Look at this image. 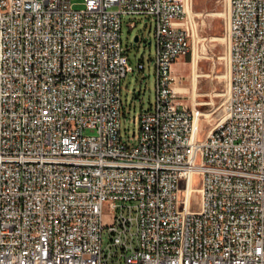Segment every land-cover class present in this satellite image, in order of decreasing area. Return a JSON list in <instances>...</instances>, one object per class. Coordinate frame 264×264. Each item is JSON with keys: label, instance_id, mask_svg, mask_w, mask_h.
I'll use <instances>...</instances> for the list:
<instances>
[{"label": "built area", "instance_id": "2783aa9c", "mask_svg": "<svg viewBox=\"0 0 264 264\" xmlns=\"http://www.w3.org/2000/svg\"><path fill=\"white\" fill-rule=\"evenodd\" d=\"M188 2L0 9V264H264V0H229L230 106L203 138L172 70L191 50ZM123 14L156 23L135 142Z\"/></svg>", "mask_w": 264, "mask_h": 264}, {"label": "rangeland", "instance_id": "374dc122", "mask_svg": "<svg viewBox=\"0 0 264 264\" xmlns=\"http://www.w3.org/2000/svg\"><path fill=\"white\" fill-rule=\"evenodd\" d=\"M75 7H82L83 0H73ZM195 13L183 19L190 32L191 50L180 57L172 67L176 77L174 84L180 99L194 110L197 106L209 116H200L201 138L215 126L227 112L225 93L228 79V61L230 46L226 39L225 20L228 16V0H192ZM132 25V26H130ZM155 20L152 16L142 14L122 15L121 39L129 56V63L135 68L122 82L123 109L120 119L121 135L126 141L135 142L139 130V115L151 108L155 102L156 75L154 57ZM139 40H135V36ZM199 53L196 66L193 57ZM144 63L143 70L138 64ZM199 74V75H198ZM193 90L202 93L193 100ZM229 105V104H228ZM107 221L110 216L106 214Z\"/></svg>", "mask_w": 264, "mask_h": 264}, {"label": "bare ground", "instance_id": "6f19581e", "mask_svg": "<svg viewBox=\"0 0 264 264\" xmlns=\"http://www.w3.org/2000/svg\"><path fill=\"white\" fill-rule=\"evenodd\" d=\"M3 5H12V0H0V9H3ZM186 10H187L188 15L190 17H192L194 14H196L195 11H194V9L192 8V4L190 2L187 3ZM229 10H230V7L228 8V14H229ZM226 39L229 42V37L228 36H227ZM228 54H229V61H228V75L227 76H228V79H229V83H228L226 92H224L225 93V97L227 98V104H226L227 112H228V109H229V106H230V98H231V93H232V84H231V57H230V52ZM198 58H199V53L196 52L195 55H194V57H193V61H192L194 67L197 64ZM201 94L202 93H197L196 90H193V95L192 96H193V100H194V102L196 104L202 103L200 101H197V96L198 95H201ZM227 112H226V114H227ZM194 113H195L196 123L198 124V135H200V116L202 114H205V115L209 116V114H206L203 111L201 112V110H199V108L197 106H194ZM226 114H225V116H222L221 117V120L217 124H220L221 122H223V120L226 117ZM210 130L211 129H209V131Z\"/></svg>", "mask_w": 264, "mask_h": 264}, {"label": "water", "instance_id": "95a60500", "mask_svg": "<svg viewBox=\"0 0 264 264\" xmlns=\"http://www.w3.org/2000/svg\"><path fill=\"white\" fill-rule=\"evenodd\" d=\"M134 39H135L136 41L139 40V36L136 35Z\"/></svg>", "mask_w": 264, "mask_h": 264}]
</instances>
